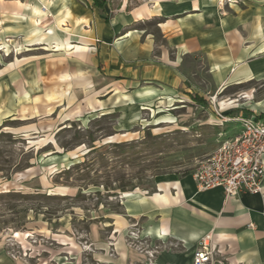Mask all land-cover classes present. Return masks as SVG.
<instances>
[{
    "label": "crops",
    "instance_id": "obj_1",
    "mask_svg": "<svg viewBox=\"0 0 264 264\" xmlns=\"http://www.w3.org/2000/svg\"><path fill=\"white\" fill-rule=\"evenodd\" d=\"M218 1L109 0L100 10L93 0H0V22H9L4 33L43 36V73L53 66V83L63 85L54 94L69 106L86 99L73 110L80 117L115 100L127 119L198 94L201 84L205 91L234 89L237 98L221 101L225 115L250 112L264 123V98L258 100L253 89L242 91L264 81V0H237L224 12ZM149 22H155L154 31ZM229 124L235 136L240 126ZM123 198L124 220L117 223L134 224L154 243L145 255H153L152 264H193L206 235L222 264H264L260 194L200 192L191 174L160 176L156 192Z\"/></svg>",
    "mask_w": 264,
    "mask_h": 264
},
{
    "label": "rangeland",
    "instance_id": "obj_2",
    "mask_svg": "<svg viewBox=\"0 0 264 264\" xmlns=\"http://www.w3.org/2000/svg\"><path fill=\"white\" fill-rule=\"evenodd\" d=\"M145 25L154 31L155 22ZM6 27L0 22V264H152L145 255L154 243L134 224L117 223L123 195L152 194L163 175L193 174L232 138L215 110L227 112L221 101L237 98L234 89L198 84L204 104L193 93L126 119L113 100L80 117L73 110L86 99L69 106L55 96L63 85L53 83V66L43 73V36ZM251 89L264 98V81L242 91Z\"/></svg>",
    "mask_w": 264,
    "mask_h": 264
},
{
    "label": "built area",
    "instance_id": "obj_3",
    "mask_svg": "<svg viewBox=\"0 0 264 264\" xmlns=\"http://www.w3.org/2000/svg\"><path fill=\"white\" fill-rule=\"evenodd\" d=\"M215 113L221 125L234 123L240 129L201 161L192 174L197 189L221 188L227 198L241 193L264 198V123L245 115H225L217 109ZM218 254L211 235H206L198 242L193 264H222Z\"/></svg>",
    "mask_w": 264,
    "mask_h": 264
},
{
    "label": "trees",
    "instance_id": "obj_4",
    "mask_svg": "<svg viewBox=\"0 0 264 264\" xmlns=\"http://www.w3.org/2000/svg\"><path fill=\"white\" fill-rule=\"evenodd\" d=\"M108 1L109 0H93V4H94V6L95 7H97V8H99L100 10H102L103 8H104V6L108 3ZM129 7L130 6H128V9H129ZM193 97V99L196 101V102H198V103H205L201 98H199V97H197V95L195 94V95H193L192 96ZM248 114H247V116L248 117H251V118H253V114L252 113H250V112H247ZM256 117V116H255ZM263 118V116L261 115V116H259V117H256V118H254V119H256V120H260V119H262Z\"/></svg>",
    "mask_w": 264,
    "mask_h": 264
},
{
    "label": "bare ground",
    "instance_id": "obj_5",
    "mask_svg": "<svg viewBox=\"0 0 264 264\" xmlns=\"http://www.w3.org/2000/svg\"><path fill=\"white\" fill-rule=\"evenodd\" d=\"M44 10V9H43ZM190 178V177H189ZM187 180V179H186ZM198 191H200V190H198ZM201 192V191H200ZM133 194H130V193H127V194H124L123 195V197H130V196H132Z\"/></svg>",
    "mask_w": 264,
    "mask_h": 264
}]
</instances>
